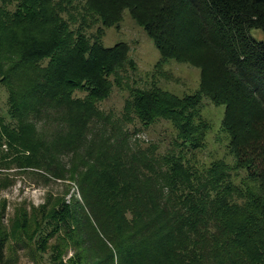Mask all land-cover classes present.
I'll list each match as a JSON object with an SVG mask.
<instances>
[{"label":"trees","instance_id":"1","mask_svg":"<svg viewBox=\"0 0 264 264\" xmlns=\"http://www.w3.org/2000/svg\"><path fill=\"white\" fill-rule=\"evenodd\" d=\"M123 10L153 42L159 62L199 70L195 93L179 98L153 87L133 90L125 110L145 127L169 121L178 146L195 150L206 130L196 122L201 97L223 105L232 167L214 163L195 172L185 156L168 154L164 171L151 174L143 164L157 163L158 156L118 154L128 146L127 132L114 128V142L97 140L90 124L102 118L98 105L108 98L111 79L134 63L124 43L104 47L83 32L94 17L104 27L116 25ZM64 12L78 29H69ZM254 30L264 36V0H0V85L8 93V116L20 120L4 126L0 118V147H7L0 156L20 167L46 168L60 145L61 152L85 147L114 162L107 179L102 157L98 166L88 163L90 152L72 165L81 200L51 216L78 241L77 262H69L264 264V40L253 39ZM27 118L55 124L51 142H40L24 125ZM78 163L89 166L78 172ZM240 169L244 178L235 183L232 173ZM106 183L124 188L107 190ZM6 238L0 225V264H13Z\"/></svg>","mask_w":264,"mask_h":264},{"label":"rangeland","instance_id":"2","mask_svg":"<svg viewBox=\"0 0 264 264\" xmlns=\"http://www.w3.org/2000/svg\"><path fill=\"white\" fill-rule=\"evenodd\" d=\"M72 15L79 20V13L73 11ZM62 18L65 19L67 26H70L69 29L73 31L78 29V21L73 22L67 13H62ZM90 23L91 26L86 27L83 32L90 43L98 42L104 47L124 43L128 47V56L134 63L133 67L125 66L120 70L115 78L116 81L111 79L110 94L98 105L97 111L102 118L90 124L97 140L106 137L107 140L114 142L115 132H112L114 128L121 133L127 132L128 137L124 136V142L128 146L126 145V149L118 154L128 157L158 156L155 159L152 157L157 163L151 160L148 164H143L151 174L154 171H164L162 157L168 154L185 156L195 172L205 168L207 170L214 163H225L228 167H232L235 157L229 153L228 138L222 127L223 105L211 104L207 97H201L203 108L199 109L200 119L196 122L206 127V130L203 144L195 150L178 146L176 131L169 121L162 120L145 127L131 111L125 110L126 101L131 98L133 90L153 87L179 98L195 93L199 86L198 68L174 60L159 62V53L155 45L141 27L130 18L126 10L122 11L120 21L114 26L104 27L95 17ZM250 34L256 41L264 40L261 31L254 30ZM77 96L83 95L78 93ZM7 97L5 87L0 85V118L3 119L4 126H15L20 120L10 119L8 116ZM49 114L52 115V112L50 111ZM126 115L129 123L126 122ZM24 125L34 129L33 132L38 140L46 143L51 142L50 139L55 134L54 127L57 128L47 120L40 122L32 118H27ZM1 137L7 142L6 136ZM57 147L58 149L52 151L46 168L20 167L11 160L10 156H0V225L7 237L6 256L13 264H72L69 262L70 259L73 263L77 262L78 241H71L69 239L71 235L67 234L69 229L51 217L55 213L63 214L64 205H71L75 201L79 203L81 200L78 186L71 181L72 175L69 172L74 168L72 165L79 161L80 156L90 152L93 158H90L88 163H95L98 166L97 158L102 157V166L107 172L106 179L109 174L113 175L111 171L114 170V162L109 157L85 147L78 150L69 149L66 153L61 152L60 145ZM0 152L2 154L7 152L5 144L0 147ZM84 165L89 166L86 163ZM84 165L81 163L80 166L78 163L77 171L83 172L86 169ZM232 175L237 176L236 179L232 178L238 183L244 178V170L233 171ZM104 185L107 190L124 188L122 183H116V188L109 183ZM231 200L237 205L245 202L238 197ZM206 225L208 233L214 231L212 222H206ZM41 229L42 235L47 234V237L38 235ZM52 231L55 232L53 236Z\"/></svg>","mask_w":264,"mask_h":264}]
</instances>
